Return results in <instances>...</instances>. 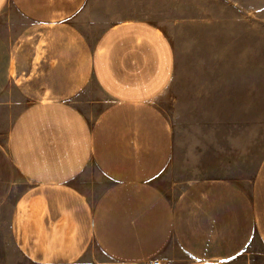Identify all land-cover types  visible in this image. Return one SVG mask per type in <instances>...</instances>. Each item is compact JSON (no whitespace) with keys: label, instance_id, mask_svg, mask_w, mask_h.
Masks as SVG:
<instances>
[{"label":"crops","instance_id":"1","mask_svg":"<svg viewBox=\"0 0 264 264\" xmlns=\"http://www.w3.org/2000/svg\"><path fill=\"white\" fill-rule=\"evenodd\" d=\"M86 1L0 0V264H80L93 247V264H164L175 248L183 264H234L255 241L264 256V155L248 189L199 179L170 199L155 178L172 128L155 100L171 41L126 20L91 45L73 23ZM91 81L107 103L89 120L74 98ZM88 164L109 181L92 200L72 183Z\"/></svg>","mask_w":264,"mask_h":264},{"label":"rangeland","instance_id":"2","mask_svg":"<svg viewBox=\"0 0 264 264\" xmlns=\"http://www.w3.org/2000/svg\"><path fill=\"white\" fill-rule=\"evenodd\" d=\"M126 20L155 24L174 50L172 79L155 100L169 119L173 152L155 183L170 199L199 179H229L248 189L264 155V0H87L73 23L92 45L105 28ZM74 102L92 120L107 98L91 81ZM7 121L0 111V132ZM72 183L92 200L109 181L88 164ZM168 255L164 264L189 259L178 248ZM104 258L93 247L80 264ZM234 264H264L259 243Z\"/></svg>","mask_w":264,"mask_h":264},{"label":"built area","instance_id":"3","mask_svg":"<svg viewBox=\"0 0 264 264\" xmlns=\"http://www.w3.org/2000/svg\"><path fill=\"white\" fill-rule=\"evenodd\" d=\"M146 264H161V262L160 261H158V260H150L148 263H146Z\"/></svg>","mask_w":264,"mask_h":264}]
</instances>
